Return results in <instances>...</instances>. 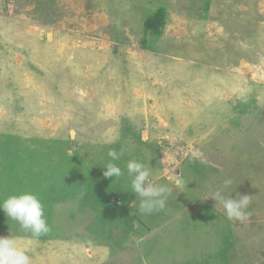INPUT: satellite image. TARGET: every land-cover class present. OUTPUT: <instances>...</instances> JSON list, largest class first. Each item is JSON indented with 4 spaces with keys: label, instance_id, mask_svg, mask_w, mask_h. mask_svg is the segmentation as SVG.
<instances>
[{
    "label": "rangeland",
    "instance_id": "374dc122",
    "mask_svg": "<svg viewBox=\"0 0 264 264\" xmlns=\"http://www.w3.org/2000/svg\"><path fill=\"white\" fill-rule=\"evenodd\" d=\"M132 159L164 210L140 213ZM23 192L80 264H264V0H0V200Z\"/></svg>",
    "mask_w": 264,
    "mask_h": 264
},
{
    "label": "clouds",
    "instance_id": "9594fccd",
    "mask_svg": "<svg viewBox=\"0 0 264 264\" xmlns=\"http://www.w3.org/2000/svg\"><path fill=\"white\" fill-rule=\"evenodd\" d=\"M110 161L105 165L103 175L106 178H119L124 175V170L116 161L120 155L116 151H109ZM127 175L130 178L132 192L140 198L139 211L141 214L151 215L160 212L166 207L172 187L167 184H158L152 179V170L143 162L132 159L126 164ZM179 175V174H175ZM181 180H173V185H179ZM225 185L232 183L230 179L224 181ZM222 204L229 220L244 222L250 213L247 211L251 197L237 194V198L225 197L220 190L207 196ZM205 199V200H206ZM0 209L6 216L16 222L20 228L30 234L32 238H39L50 231V226L45 217L44 205L38 195L23 192L10 195L0 200ZM0 264H33L32 257L20 245L19 238L0 236Z\"/></svg>",
    "mask_w": 264,
    "mask_h": 264
},
{
    "label": "crops",
    "instance_id": "0c3cea01",
    "mask_svg": "<svg viewBox=\"0 0 264 264\" xmlns=\"http://www.w3.org/2000/svg\"><path fill=\"white\" fill-rule=\"evenodd\" d=\"M18 238H19L20 245L25 249V251L31 256H36L37 262L35 264H49V261L53 262L52 258H55V261L53 262L54 264H65V258H69V257H72V258L69 260H66L67 264H80V262L87 263L86 261L90 263L92 259V255L93 254L95 255L96 253V251H93L91 253L89 252L90 254L87 255L88 260H84L82 256H79V258H82L83 260V261H79L78 254L70 255L69 252L65 251V248L60 244L56 245L55 247L56 250L53 252V250L49 248L48 246L49 239L44 238L43 236H40L39 238H32L30 236L27 237L25 235H18ZM105 248L107 247H104V249ZM88 249L90 250V248L86 246V251ZM105 250L106 251L103 252V256L108 255L107 249ZM51 253H53V255ZM103 256H102V261H103ZM74 257L78 258V260H76Z\"/></svg>",
    "mask_w": 264,
    "mask_h": 264
},
{
    "label": "trees",
    "instance_id": "16d2710c",
    "mask_svg": "<svg viewBox=\"0 0 264 264\" xmlns=\"http://www.w3.org/2000/svg\"><path fill=\"white\" fill-rule=\"evenodd\" d=\"M90 185H92V186H89L88 188H90V190H93V189H91V188H93V186H94V188L96 187L95 185H100L99 183H95V184H90ZM102 197V196H101Z\"/></svg>",
    "mask_w": 264,
    "mask_h": 264
}]
</instances>
